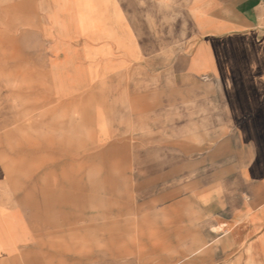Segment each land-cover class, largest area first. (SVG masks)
Returning <instances> with one entry per match:
<instances>
[{
    "label": "crops",
    "instance_id": "crops-1",
    "mask_svg": "<svg viewBox=\"0 0 264 264\" xmlns=\"http://www.w3.org/2000/svg\"><path fill=\"white\" fill-rule=\"evenodd\" d=\"M31 1L50 8L43 22L33 8L26 28L23 17L9 26L0 8V264H19L39 238L24 208V156L54 152L50 163L72 162L73 132L58 117L68 101L94 95L97 155L130 139L141 98L145 109L165 110L170 119L160 139L175 138L177 149L185 130L198 139L210 133L209 161L223 166L214 186L197 193L205 198L207 239L193 245L189 264H264V0ZM30 37L47 54L45 91L25 86ZM140 84L165 92L141 95ZM25 130L41 135V150L25 144Z\"/></svg>",
    "mask_w": 264,
    "mask_h": 264
},
{
    "label": "rangeland",
    "instance_id": "rangeland-1",
    "mask_svg": "<svg viewBox=\"0 0 264 264\" xmlns=\"http://www.w3.org/2000/svg\"><path fill=\"white\" fill-rule=\"evenodd\" d=\"M0 8L7 10L9 26H15L16 18L23 17L26 28L33 22V8L39 12L41 22L50 5L0 0ZM8 45L13 46L10 41ZM25 49V86L36 83L40 91L47 90L44 45L36 40ZM32 55H36L35 60ZM137 91L141 95L165 92L159 84H140ZM143 100H136L130 139L116 141L118 146L102 156L97 155L102 150L93 140L95 95L68 101L66 114L58 117L68 119L73 132L67 146V158L72 162L50 163L58 156L54 152L52 156H24V208L28 216L36 218L33 226L39 238L25 249L19 264H189L193 247L204 246V227L208 223L202 213L205 198L197 193L214 186L223 166L209 161L212 135L204 133L198 139L185 130L183 151L177 149L175 138L168 142L160 139L166 136L170 119L165 110L145 109ZM30 101L24 99L25 106ZM156 103L160 101H152ZM14 118L7 116V121ZM30 118L24 116L21 121L31 125ZM24 136L29 147L42 149L40 134L25 130ZM53 138L55 142L50 145L55 148L59 139Z\"/></svg>",
    "mask_w": 264,
    "mask_h": 264
}]
</instances>
